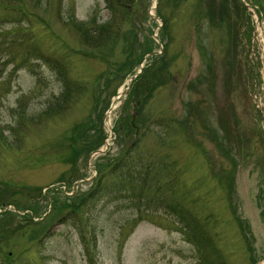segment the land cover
<instances>
[{
	"label": "rangeland",
	"instance_id": "374dc122",
	"mask_svg": "<svg viewBox=\"0 0 264 264\" xmlns=\"http://www.w3.org/2000/svg\"><path fill=\"white\" fill-rule=\"evenodd\" d=\"M34 1L18 2L27 21L0 23V213L11 215L0 214V264H198L171 220L132 228V212L109 204L89 250L64 225L66 198L134 135L138 166L148 154L173 161L195 214L215 219L228 264H264V0H131L100 47L74 23L108 19L102 0ZM54 61L82 87L63 107ZM132 114L139 134L126 130ZM101 133L106 157L71 156L72 138L82 148Z\"/></svg>",
	"mask_w": 264,
	"mask_h": 264
},
{
	"label": "trees",
	"instance_id": "16d2710c",
	"mask_svg": "<svg viewBox=\"0 0 264 264\" xmlns=\"http://www.w3.org/2000/svg\"><path fill=\"white\" fill-rule=\"evenodd\" d=\"M49 1L35 0L33 3L48 6ZM18 2L19 0H0V23L4 20L18 25L30 18V13L25 8H21ZM102 2L110 14L108 19L99 21L92 14L87 21L74 23L84 45L100 47L107 45L108 41L112 44L116 40L117 33H114V28L116 29L118 21L128 19L132 15L131 0H102ZM12 32L23 33L21 27H15ZM24 54L25 56L34 55L35 52L30 48V50L26 49ZM47 64L55 73L57 82L61 84L60 94L53 97L54 103L56 107H63L66 101L75 97L78 91L81 92L82 87L80 89L79 85L66 78L62 63L57 65L54 61ZM122 122L123 119H120L117 128ZM140 123H142L141 119L135 114L124 121L127 132L135 134H139ZM139 137L134 135L135 140L131 146L114 160L96 166V175L88 189L78 190L71 197L66 198L69 203L68 210L61 216L65 218L64 225L69 224L76 231L78 241L86 250H89L90 245L93 244L95 247L96 234L105 230L107 208L110 204L112 209L121 208L132 212V218L125 223L132 228L141 222L155 224L159 219L171 220L184 240L194 249L198 264H228L227 258L217 246L215 219L211 216L196 215L192 208L193 203L190 202L196 198L190 190L181 187L180 177L174 168L173 161H170L166 155L148 154L145 155L146 163L143 162L139 166L135 163L136 158L143 161L139 153L131 154V151L141 148L142 137ZM92 138L94 140L91 142L94 145H81L82 148L78 146V139L72 138L71 156L78 158L77 156L82 153L88 154L98 149L102 143L100 144L96 139L101 140L104 135H93ZM106 156L102 155L100 158ZM2 202L0 194V208L3 206ZM52 204L55 207L57 201L53 200ZM2 215H5L4 218L11 216L8 212Z\"/></svg>",
	"mask_w": 264,
	"mask_h": 264
},
{
	"label": "water",
	"instance_id": "95a60500",
	"mask_svg": "<svg viewBox=\"0 0 264 264\" xmlns=\"http://www.w3.org/2000/svg\"><path fill=\"white\" fill-rule=\"evenodd\" d=\"M101 153H103L102 150H98V151L95 152V154H101Z\"/></svg>",
	"mask_w": 264,
	"mask_h": 264
}]
</instances>
